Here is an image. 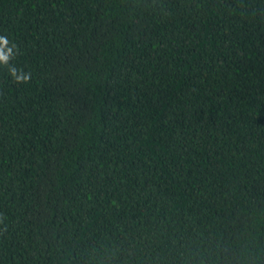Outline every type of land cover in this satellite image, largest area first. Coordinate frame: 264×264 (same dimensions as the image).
<instances>
[{
	"label": "trees",
	"instance_id": "1",
	"mask_svg": "<svg viewBox=\"0 0 264 264\" xmlns=\"http://www.w3.org/2000/svg\"><path fill=\"white\" fill-rule=\"evenodd\" d=\"M0 264H264V0H0Z\"/></svg>",
	"mask_w": 264,
	"mask_h": 264
}]
</instances>
